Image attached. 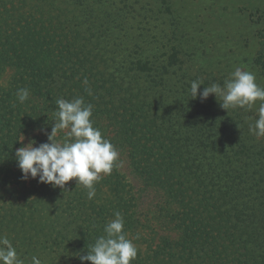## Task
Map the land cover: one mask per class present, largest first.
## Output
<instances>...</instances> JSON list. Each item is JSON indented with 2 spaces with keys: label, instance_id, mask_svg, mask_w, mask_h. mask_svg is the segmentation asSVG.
I'll list each match as a JSON object with an SVG mask.
<instances>
[{
  "label": "trees",
  "instance_id": "trees-1",
  "mask_svg": "<svg viewBox=\"0 0 264 264\" xmlns=\"http://www.w3.org/2000/svg\"><path fill=\"white\" fill-rule=\"evenodd\" d=\"M92 19L78 0H0V235L25 264L32 256L81 264L79 255L120 212L138 249L132 264H264V141L249 132L250 120L219 104L174 106L172 89L157 86L174 54L165 64L135 51L109 53L103 44L110 26ZM258 34L252 58L264 74V28ZM20 88L30 93L24 103ZM78 97L93 105V127L116 149L126 147L140 180L162 190L154 221L167 233L154 246L117 166L95 184L91 200L75 179L64 190L21 179L20 136L37 130L48 143L56 101ZM66 131L55 139L63 141Z\"/></svg>",
  "mask_w": 264,
  "mask_h": 264
},
{
  "label": "rangeland",
  "instance_id": "rangeland-1",
  "mask_svg": "<svg viewBox=\"0 0 264 264\" xmlns=\"http://www.w3.org/2000/svg\"><path fill=\"white\" fill-rule=\"evenodd\" d=\"M96 26L109 25L106 44L109 53L135 51L134 54L157 59L166 64L174 54L175 63L162 70L165 80L158 81L161 91L171 88L174 106L181 104L216 105L219 96L210 94L201 101L190 97L191 82L201 80L204 87L213 83L224 86L237 67L252 72L256 83L264 87V74L253 63L258 48L259 31L264 28V0H78ZM91 15H89V13ZM114 42L118 49L114 48ZM114 48V49H113ZM113 49V50H112ZM137 52V53H136ZM133 55V54H132ZM165 60V61H164ZM171 91V90H170ZM168 91V92H170ZM181 91H183L181 93ZM167 95V94H166ZM259 101L252 110L236 111L254 123L258 118ZM205 112V111H204ZM210 111L209 114H213ZM39 131L23 133L20 147L30 142L42 144L36 136ZM20 136V139L22 137ZM264 137H260L259 139ZM117 168L132 184L137 203V215L150 227L142 230L147 244L155 245L157 235L167 233L155 224V210L164 203L160 188L146 186L131 170L126 147L120 145ZM31 179V178H29ZM153 213V214H152ZM158 233V234H156ZM169 233V232H168ZM169 235L174 236L173 232ZM153 241V242H152ZM140 248L144 249L145 244Z\"/></svg>",
  "mask_w": 264,
  "mask_h": 264
},
{
  "label": "clouds",
  "instance_id": "clouds-1",
  "mask_svg": "<svg viewBox=\"0 0 264 264\" xmlns=\"http://www.w3.org/2000/svg\"><path fill=\"white\" fill-rule=\"evenodd\" d=\"M82 83L88 85L87 78ZM200 85H203L201 80L191 82L190 97H199L203 101L214 94L221 98L220 106L225 110H252L259 101L258 118L249 124V132L257 138L264 137V87L256 83L252 72L237 67L225 80L223 87L213 83L198 93ZM86 90L91 95L90 90ZM16 96L19 103H24L30 93L27 88H20ZM56 104L57 119L48 136L49 142L38 147L30 142L16 150L15 158L22 173L21 179L38 178V182L62 190L67 182L75 179L76 184L88 190L87 196L91 200L96 194L95 184L104 176L111 175L114 167L118 166L119 152L98 128L93 127L92 104L85 105L82 97L70 101L60 98ZM61 130H67L65 139L57 141L55 136ZM21 137L20 141L24 139ZM103 233L96 238L86 255H79L81 264L84 261L90 264H132L137 258L138 249L124 231V218L120 212L114 213V219L105 224ZM135 239H139V235ZM0 264H25L11 240L4 235H0ZM31 264L42 262L32 256Z\"/></svg>",
  "mask_w": 264,
  "mask_h": 264
}]
</instances>
